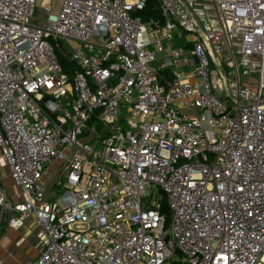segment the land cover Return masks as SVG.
<instances>
[{"label": "built area", "instance_id": "1", "mask_svg": "<svg viewBox=\"0 0 264 264\" xmlns=\"http://www.w3.org/2000/svg\"><path fill=\"white\" fill-rule=\"evenodd\" d=\"M200 1L0 0V214L44 237L25 264H262L264 0Z\"/></svg>", "mask_w": 264, "mask_h": 264}, {"label": "crops", "instance_id": "2", "mask_svg": "<svg viewBox=\"0 0 264 264\" xmlns=\"http://www.w3.org/2000/svg\"><path fill=\"white\" fill-rule=\"evenodd\" d=\"M200 4L201 1H198L196 6ZM0 164L2 165L1 162ZM54 165L56 168L53 167ZM56 171L57 162L52 164L50 169L44 170L43 183L48 192L54 189L58 181L59 176ZM0 188L3 189L1 184ZM5 193L10 196V192ZM43 246V233L32 217L25 218L19 228L13 229L7 225L6 213L0 214V264H25L34 261Z\"/></svg>", "mask_w": 264, "mask_h": 264}, {"label": "trees", "instance_id": "3", "mask_svg": "<svg viewBox=\"0 0 264 264\" xmlns=\"http://www.w3.org/2000/svg\"><path fill=\"white\" fill-rule=\"evenodd\" d=\"M155 4V0H147L146 8L140 14L145 22L153 18H160V14L156 9ZM57 58L59 60L60 65L66 72H70L76 69V67L69 61L68 55L65 54L64 56L63 53L58 51ZM163 212L167 213L165 206L163 207Z\"/></svg>", "mask_w": 264, "mask_h": 264}, {"label": "rangeland", "instance_id": "4", "mask_svg": "<svg viewBox=\"0 0 264 264\" xmlns=\"http://www.w3.org/2000/svg\"><path fill=\"white\" fill-rule=\"evenodd\" d=\"M200 1V0H198ZM42 13L40 12V10L38 8H36L35 13H34V19H38V18H42ZM255 80V78H253ZM1 150V149H0ZM0 162L2 163V165L0 164V184L3 187L4 191L8 193L10 192V196L17 194V189L13 186L12 182L10 181V178L8 176V170L7 167L2 159V150L0 151ZM54 164V163H53ZM54 168H56V166H53ZM47 169L51 168V165H47L46 166Z\"/></svg>", "mask_w": 264, "mask_h": 264}, {"label": "water", "instance_id": "5", "mask_svg": "<svg viewBox=\"0 0 264 264\" xmlns=\"http://www.w3.org/2000/svg\"><path fill=\"white\" fill-rule=\"evenodd\" d=\"M42 104H44L45 106H47L49 108V111H52L54 109L55 106H51L49 105V101L44 99L42 100Z\"/></svg>", "mask_w": 264, "mask_h": 264}, {"label": "bare ground", "instance_id": "6", "mask_svg": "<svg viewBox=\"0 0 264 264\" xmlns=\"http://www.w3.org/2000/svg\"><path fill=\"white\" fill-rule=\"evenodd\" d=\"M261 263L264 264V255L262 257Z\"/></svg>", "mask_w": 264, "mask_h": 264}]
</instances>
